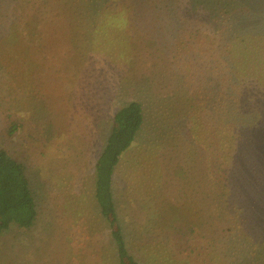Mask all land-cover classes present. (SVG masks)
<instances>
[{
  "label": "rangeland",
  "instance_id": "obj_1",
  "mask_svg": "<svg viewBox=\"0 0 264 264\" xmlns=\"http://www.w3.org/2000/svg\"><path fill=\"white\" fill-rule=\"evenodd\" d=\"M64 1L65 15L58 7L49 9L39 32L34 19L16 29L18 38L0 39L1 48L8 41L0 48V149L25 166L37 213L29 229L12 224L0 235V264H114L109 228L94 200L93 165L117 104L136 99L145 127L122 156L112 184L126 247L139 264H224L210 242L221 225L213 219L210 180L194 162L198 149L216 142L215 128L196 108L190 109L191 132L174 128L171 119L160 122L158 113L176 115L178 108L159 106L156 98L180 99L184 85L194 81L202 85L197 90L204 109L214 98L208 96L212 83L224 90L230 69L214 75L215 67L231 63L230 51L244 42L239 39L246 47L262 42L264 53V39L248 42L264 0H243L251 17L236 34L225 10L213 2L206 11L189 7L187 0H168L169 12L128 16L103 13L102 6L117 0ZM188 7L199 12L197 19L185 15ZM129 20L139 22L146 41ZM162 39L168 50L149 54ZM149 56L158 63L205 65L207 76L171 65L153 75ZM13 121L25 123L20 137L6 136ZM30 131L37 133L35 140Z\"/></svg>",
  "mask_w": 264,
  "mask_h": 264
},
{
  "label": "trees",
  "instance_id": "obj_2",
  "mask_svg": "<svg viewBox=\"0 0 264 264\" xmlns=\"http://www.w3.org/2000/svg\"><path fill=\"white\" fill-rule=\"evenodd\" d=\"M192 1L187 0L185 3L191 8L200 7L206 11H209L212 2L214 6L221 5L225 10V16L229 17V22L233 26L232 34H236L237 28L244 29L247 19L251 17L249 9L242 4L243 0ZM51 2L57 3L51 5ZM64 2V0H0V39L5 36L18 38L19 31L16 29L20 25L23 27L30 25L34 19L35 31L39 32L41 28L38 23L46 15L45 12L53 8L56 10L58 7L64 14L66 11ZM189 7L185 15L191 14L197 19L199 12L193 10L191 13ZM164 9L170 11L168 0H117L115 6L105 4L101 7L103 13H110V10H113L115 14L128 16L164 14ZM38 10L43 12V15L39 16ZM260 16L259 27L255 29L256 32L251 35L252 38L248 42L257 38L262 41L264 39V34H259L264 32V23L261 21L264 20V13ZM129 21L136 28L134 34L138 39L145 40L146 38L144 39L139 32L141 30L139 22ZM9 30L10 34L6 35ZM239 40L242 47L236 46L237 51L236 49L230 51L233 55L231 63L224 67H215L214 75L227 71L226 68L230 69L229 78L224 81V85L222 84L224 90L221 88L218 91L217 84L214 86L212 83L209 90L211 94L208 96L213 94L214 98L206 107L203 106L204 109H199L201 92H198L197 88L202 85L197 84V87L194 81H189L184 85L187 87L181 91L180 99L170 98L162 101L156 98L159 106L169 109L172 105L178 108L176 115L170 116L163 112L158 113L157 118L160 122L161 118H164L167 123L171 119L174 128L182 127L191 132L195 124L190 109L196 108L197 113L201 111L205 121L210 122L211 127L215 128L211 134L216 142L208 144L209 149H198L195 153L198 157L194 161L200 162L202 175L210 180L214 223H221L217 229H214V235L210 236L212 253L215 256L222 254L219 255L224 264H264V57L256 58L264 53L261 54V47H258L262 42H256L258 43L256 45L249 44L246 47V40L243 37ZM7 42L2 43L5 48ZM160 42L162 44L156 49H154L155 42L153 43L154 50L149 54H161L162 52L159 51L164 47L168 50L163 39ZM5 48L1 49L5 50ZM149 59L152 61L150 56ZM167 61L169 63L152 61L150 70L156 71L153 75H159L161 68L171 65L173 70L175 67L179 69L180 66H189L186 67L189 71H201L207 76L205 65L193 67L188 63L189 65L178 66L170 60ZM166 80L168 78H165L164 82ZM117 105L108 122V132L103 135L105 142L102 151L93 165L94 200L109 228L115 253L112 259L114 264H139L126 247L123 226L113 199L112 184L122 156L145 127L146 115L138 99ZM24 126L25 123L13 121L9 129H5L6 136L14 137L15 133L20 132L18 136L20 137ZM34 131L26 133L32 136L31 133ZM36 134L32 136L34 140ZM182 137L184 138V134ZM36 215V206L29 188L25 166L10 157L4 149H0V235L12 224L19 229H29L34 225ZM188 231L192 233L193 230L189 228ZM219 240L223 241L221 245Z\"/></svg>",
  "mask_w": 264,
  "mask_h": 264
}]
</instances>
